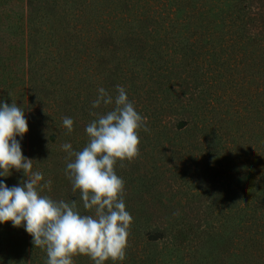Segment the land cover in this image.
Returning a JSON list of instances; mask_svg holds the SVG:
<instances>
[{"label":"trees","instance_id":"obj_1","mask_svg":"<svg viewBox=\"0 0 264 264\" xmlns=\"http://www.w3.org/2000/svg\"><path fill=\"white\" fill-rule=\"evenodd\" d=\"M180 1L24 0L25 16L21 19L5 26L0 17V82L10 66L5 63L20 50L18 44L21 45L28 69L22 97L16 104L25 110L28 131L16 139L23 151L25 148L29 155L30 151L34 152V157H30L39 168L45 170L49 165L61 166L68 162L66 152L55 150L59 139L72 144L86 138L85 127L95 118L90 113H103L113 107L92 108L97 90L103 87L115 98L117 85L126 89L128 99L146 117L148 131L141 128L143 135L172 142L186 134L197 148H205V155L201 157L205 163L207 155L217 151L215 133L210 131L209 120L202 112L209 102L210 92L205 89L207 82L201 55L193 42L194 32L197 34L202 27L197 21L200 12L187 6L181 10ZM236 3L238 7H229H232L234 28H238V32L228 39L245 38L253 23L264 27V0H237ZM218 16L222 18L221 14ZM206 20L204 17L201 22ZM7 101L0 85V103L10 105ZM64 117L74 121L70 134L63 126ZM209 135L212 138H208ZM190 147L172 150L174 155L177 151L178 154L186 151L188 155L184 158L183 174L176 175L184 182L182 185L190 187L189 192L178 193L183 202L170 200L164 204L160 201L155 210H141L144 221L155 228L142 237L143 255L148 256L149 248L165 245L168 230V237L185 244L182 261L201 264L199 253L204 246L201 187L199 190L190 186L189 176L197 174L192 179L197 182L203 174L198 171L199 158ZM72 150L81 149L72 144ZM60 155L63 156L59 159ZM18 173L13 169L10 176H0V182L9 188L18 185L26 179L21 172L23 180L16 181ZM159 182L160 179L156 181L155 196L165 197L164 191L172 197L178 195L175 183L167 180L163 188ZM60 186L43 189L41 195L78 202L79 192L67 197V193L72 192L71 182L63 186L64 194ZM136 231L132 222L126 258L115 264L146 263L148 257L144 260L137 256L139 251L133 252L132 238ZM27 236L29 240L32 238L23 226L14 228L11 222L0 224L1 264H24L18 252L19 241ZM35 248L36 260L31 263L45 264L46 251ZM74 258V264H93L88 257L83 261L78 259L80 256ZM105 264L113 262L108 260Z\"/></svg>","mask_w":264,"mask_h":264},{"label":"rangeland","instance_id":"obj_2","mask_svg":"<svg viewBox=\"0 0 264 264\" xmlns=\"http://www.w3.org/2000/svg\"><path fill=\"white\" fill-rule=\"evenodd\" d=\"M236 2L237 0L179 2L181 10L187 6L195 12H200V19L197 21L202 27L197 34L194 32L193 42L201 55V66L207 82L205 89L210 92L209 102L202 112L209 120L210 131L215 133L217 151L211 156L207 155L205 163L201 158L205 155V148H197L188 135H183L181 140L168 142L156 136L143 135L139 130V156L122 164L118 162L116 166L117 175L125 182L123 198L126 210L133 217V226L138 229L132 238L133 252L139 251L137 256L144 260L148 257L145 264L186 262L182 261L186 253L185 244L181 245L180 239L168 237V230L167 243L159 244L156 249L146 248L148 256L143 255L145 248L142 237L155 228L144 221L141 210H155L160 201L164 204L170 200L183 202L182 195L178 193L189 192L190 187L182 185L184 182L176 175L183 174L184 158L188 155L186 151L181 154L177 151L174 155L172 150L188 148L190 145L199 158L198 171L203 174V178L197 182L192 181L197 174L189 176L190 186L199 190L201 187L204 246L199 253L200 263L264 264V27L253 23L245 33V38L233 36L234 38L228 39L229 35H236L238 32V28H234L236 24L233 23L232 7H229H238ZM24 13V0H0V17H3L5 26L21 19L25 16ZM185 13L190 12L183 14ZM219 14L222 18H219ZM204 17L207 20L201 22ZM18 47L20 50L14 52L11 60L5 63L10 66L0 82L2 93L6 92L9 103H18L21 99L25 87L24 75L28 69L23 48L21 49L19 44ZM207 137L210 138L211 135ZM87 142L88 137H84L83 140L72 144L82 150ZM64 143L59 139L55 150L63 151L61 145ZM52 149L53 147L48 153ZM21 150L24 157L33 160L30 157L33 156V151H30L29 155L25 148L24 151L23 148ZM40 150L43 151L42 148ZM62 156L60 155L59 159ZM178 167L181 170L178 171ZM65 168L66 163H63L61 166L49 165L44 170L33 162V171L43 173L44 180L41 183L51 180V187L61 185L62 191L63 186L70 183L65 176ZM159 179V185L163 188H166L167 180L175 183L178 195L172 197L164 191L165 197L155 196L154 188ZM15 180H23L21 172ZM71 195L73 192L67 193V197ZM78 198L81 214H91L83 208L80 195ZM28 240L27 236L19 241L21 249L18 252L24 264L28 261V264H32L31 260H36L34 254L37 250L32 238L29 245ZM86 257L80 256L78 259L83 261Z\"/></svg>","mask_w":264,"mask_h":264},{"label":"clouds","instance_id":"obj_3","mask_svg":"<svg viewBox=\"0 0 264 264\" xmlns=\"http://www.w3.org/2000/svg\"><path fill=\"white\" fill-rule=\"evenodd\" d=\"M92 108L113 105L107 112H92L95 117L85 127L87 144L73 151L70 143L61 148L68 154L65 176L71 191L79 192L87 213L81 214L76 200L53 199L41 195L51 189V180L33 171V160L23 156L16 137L28 131L25 110L16 102L0 103V176L12 170L23 172L26 179L9 188L0 182V224L23 226L34 247L46 251L45 264H74V257L87 256L93 264H113L126 258L132 215L124 202V180L116 166L139 156V130L148 131L143 117L128 99L126 89L116 86L115 98L103 87L98 90ZM70 134L74 121L62 119Z\"/></svg>","mask_w":264,"mask_h":264}]
</instances>
